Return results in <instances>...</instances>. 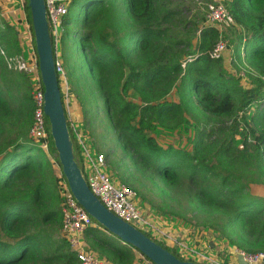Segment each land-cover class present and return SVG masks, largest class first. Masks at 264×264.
<instances>
[{"label": "trees", "instance_id": "obj_1", "mask_svg": "<svg viewBox=\"0 0 264 264\" xmlns=\"http://www.w3.org/2000/svg\"><path fill=\"white\" fill-rule=\"evenodd\" d=\"M224 3L240 29L231 55L237 66L254 73L249 86L226 71L219 58L210 57L219 39L214 26L199 28L194 44L174 39L162 22L176 12L159 16L155 0H70L62 45L67 42L73 55L77 49L80 53L74 63L63 64L72 73L80 61L84 79L94 86V102L101 97L116 140L131 157L134 171L121 174V183L135 174L175 188L180 183L190 209L210 214L217 238L247 252L264 251V0ZM25 4L32 27L28 0ZM115 7L125 17L122 28L114 20L120 12ZM0 45L7 56L20 51L10 24L0 27ZM19 89H30V94H16ZM172 90L175 100L168 98ZM61 99L63 103L62 93ZM250 107L254 112L247 119ZM32 111L29 79L10 70L0 57V264H77L68 241L50 231L61 225L59 180L56 194L45 183L43 151L29 136ZM192 112L206 125H195L191 149L160 146L157 128L175 127ZM67 126L70 130L68 120ZM73 148L80 156L76 145ZM54 153L51 138L49 155ZM257 170L259 180L246 176ZM245 177L247 182L242 181ZM93 222L83 240L104 262L154 264ZM159 244L177 258L192 261Z\"/></svg>", "mask_w": 264, "mask_h": 264}, {"label": "rangeland", "instance_id": "obj_2", "mask_svg": "<svg viewBox=\"0 0 264 264\" xmlns=\"http://www.w3.org/2000/svg\"><path fill=\"white\" fill-rule=\"evenodd\" d=\"M155 1L159 16L170 10L176 12V15L173 16L174 18H172V20L162 22V26L169 28L168 34L174 39L190 40L194 44L198 40V35L200 33L199 28L212 26V24L207 22L205 18L206 4L211 0ZM9 3L10 2L8 0H0V27L3 28L5 24H10L15 29V37L18 39V13L16 11V7L13 5L11 6V3ZM115 8L120 11L118 7ZM72 9L73 10L71 12L73 13L75 8L73 7ZM115 15V22L120 24V28H122L123 25L121 24V21L124 22V20H122L125 19L124 15L121 11ZM239 30L238 26L235 25L223 31V39L227 48L219 60L226 71L233 74L235 77L239 76L240 84L243 86H249L254 73L249 72L247 69L245 70L243 67L237 66L231 55V50L234 49L240 41ZM61 34L63 35L62 31ZM62 35L59 38V56L63 59V61H65V63H74L80 52L77 49L78 52L74 51L73 55L72 46L70 47L67 42L63 46ZM11 51L13 53L11 55H16L18 53L16 50ZM79 57L82 60V56ZM63 65L69 85V109L71 110L72 102H74L76 110L80 112L79 116H81L83 122V126L80 127V129L87 133L95 149L104 154L107 164V172L112 180L116 183H121L119 178L121 174L126 175L127 172L134 171L131 157L130 155L127 156L125 154L120 142L116 140L110 121L104 113L103 101L101 97H95L96 103L94 102V98L92 96L94 86H92L90 80L86 82L84 79V76L79 68L80 61L78 60L77 63L74 64L72 73L71 70L65 66V64ZM92 80L94 81V79ZM15 93L20 95L27 93L28 95V93L30 94V89H19ZM168 98L174 100L177 98L173 90L170 92ZM81 102L88 110L86 114H84ZM95 104H97V106ZM253 112V107L248 108L246 112L247 119ZM71 117L72 120L75 119L72 116V113ZM18 124H21V121H19ZM195 125L204 127L206 122L203 118L201 119L197 113L192 112L191 114H186L184 121L175 127H158L155 131V138L158 144L164 148L168 145H172L173 147L190 150L192 147L191 142L196 130ZM237 144L239 147L242 146L240 138H237ZM74 157L75 159L77 158L80 160L78 155L76 157L75 152ZM40 158L48 168L45 183L50 186L51 191L58 194L57 181L60 179L61 165L57 162V153L50 156L49 154L43 152L40 155ZM246 176L253 178L254 181L259 180L261 177V175L258 174V170L257 172H253ZM247 177L242 178V181L247 182ZM125 185L135 191L136 195L134 197V201L137 207L142 209L148 217H153L160 227L164 228L168 234L174 237L180 234L184 238H189L187 243L191 246L195 243L194 237H204L202 232H207L206 239L213 237L212 232L216 234L214 227L210 225L212 223L210 214H203L202 212L195 213L192 209H190L185 195L186 187L182 184L179 183L175 188L158 181L156 178H151L150 176L144 177L142 175L135 174L134 179L126 182ZM50 231L56 237H60V235H62L60 227L56 228L54 226L50 228ZM150 235L157 240V242L167 246L171 251H176L180 256L185 257V259L189 257L184 253H180L178 248L175 247V244L168 246L163 243L161 239L156 237L153 232H151ZM218 239L225 245L228 243L224 238L218 237ZM95 253L100 258L102 257V255L97 251H95ZM210 254L213 255V252Z\"/></svg>", "mask_w": 264, "mask_h": 264}, {"label": "built area", "instance_id": "obj_3", "mask_svg": "<svg viewBox=\"0 0 264 264\" xmlns=\"http://www.w3.org/2000/svg\"><path fill=\"white\" fill-rule=\"evenodd\" d=\"M16 7L18 13V43L20 51L16 55L7 56L0 45V57L6 61L10 70L24 73L31 84V98L33 103L32 121L29 128V136L40 149L49 154L51 141L49 121L44 113V88L39 72V61L36 52L33 28L27 15V0H8ZM70 0H44L45 15L50 33L51 46L53 51L54 69L58 77L66 117L69 124V132L72 142L79 150L80 158L75 159L81 169V174L90 191L99 199L106 209L125 222L135 226L141 231L154 233L168 246L175 244L180 253L188 255V259L200 264H232L222 256L211 255L208 246H201L200 236L194 237L195 243L189 245L186 241L177 240L168 234L164 228L155 221L153 217L137 207L134 197L135 191L124 183H116L107 172L106 159L103 153L97 151L87 133L81 130L82 125L72 120L71 114L67 115L69 102L68 78L63 65V59L59 56V38L63 32V18L68 11ZM9 3V4H10ZM15 11V9H14ZM205 18L219 32V39L209 51L210 57L218 59L221 57L227 46L223 39V31L236 25V22L229 12L224 0H211L206 4ZM200 32V30H199ZM184 67V63H182ZM264 83V74L260 76ZM59 196L61 210L60 231L68 241L69 247L76 253L77 264H111L104 262L95 252L89 250L83 240L85 230L93 226L92 217L77 202L70 191L65 177L59 179ZM243 263L235 264H264V251L247 252L235 249ZM186 258V259H187Z\"/></svg>", "mask_w": 264, "mask_h": 264}, {"label": "water", "instance_id": "obj_4", "mask_svg": "<svg viewBox=\"0 0 264 264\" xmlns=\"http://www.w3.org/2000/svg\"><path fill=\"white\" fill-rule=\"evenodd\" d=\"M28 7L38 55L39 72L44 88V113L49 121L50 135L61 165L62 174L77 202L109 233L117 236L122 243L138 250L154 264H200L177 258L141 230L106 209L90 191L74 157L73 142L67 126L58 77L54 69L53 51L45 15V2L44 0H28ZM210 244L212 245L213 242L211 241ZM238 260L243 263L240 256H238Z\"/></svg>", "mask_w": 264, "mask_h": 264}, {"label": "crops", "instance_id": "obj_5", "mask_svg": "<svg viewBox=\"0 0 264 264\" xmlns=\"http://www.w3.org/2000/svg\"><path fill=\"white\" fill-rule=\"evenodd\" d=\"M77 109H78V107H77ZM68 111H69V114L67 112V115L70 116V114L72 113V116L75 118V120L78 121L83 126L81 116H79L80 112L76 110V106H75L74 102H72L71 110L68 107ZM202 233H203L204 237L201 236V238H200V245L201 246L207 245L210 253L213 252V255L215 254L216 256H222L226 261H228L232 264L240 263L238 260V255L235 252V249H236L235 247L229 245V243H226V245L224 243H222V241H220L217 238V234H214L213 232H212L213 237L209 238V239H206V233L207 232H202ZM175 238L177 240L186 241V242L189 239V238H184L180 234L177 235ZM211 241L213 242L212 245L210 244ZM227 245H229V246H227Z\"/></svg>", "mask_w": 264, "mask_h": 264}]
</instances>
